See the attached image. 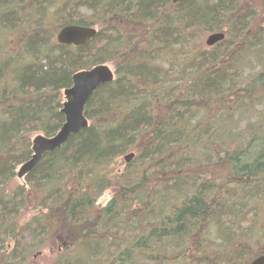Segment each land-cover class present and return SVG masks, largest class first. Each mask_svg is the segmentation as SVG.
I'll list each match as a JSON object with an SVG mask.
<instances>
[{"label":"trees","instance_id":"1","mask_svg":"<svg viewBox=\"0 0 264 264\" xmlns=\"http://www.w3.org/2000/svg\"><path fill=\"white\" fill-rule=\"evenodd\" d=\"M68 24L97 32L57 43ZM213 32L224 38L204 45ZM107 62L88 126L6 189L32 135L64 122L73 74ZM60 243L51 264L264 254V0H0V264Z\"/></svg>","mask_w":264,"mask_h":264},{"label":"water","instance_id":"2","mask_svg":"<svg viewBox=\"0 0 264 264\" xmlns=\"http://www.w3.org/2000/svg\"><path fill=\"white\" fill-rule=\"evenodd\" d=\"M171 1L176 3L179 0ZM96 32L97 29L94 26L68 24L57 31L55 39L59 44L81 46L86 44ZM223 38L222 32H213L205 38V44L211 46ZM113 78L114 72L106 63L97 64L73 74L71 86L63 90V102L60 111L64 115V122L51 136L40 133L34 135L31 140L32 154L17 169L16 176L19 179H22L33 168L43 154L61 147L70 135L88 126V120L84 115V108L88 99L100 85L111 82ZM133 157L134 153L129 152L123 158L125 163H129ZM248 264H264V254L254 257Z\"/></svg>","mask_w":264,"mask_h":264},{"label":"rangeland","instance_id":"3","mask_svg":"<svg viewBox=\"0 0 264 264\" xmlns=\"http://www.w3.org/2000/svg\"><path fill=\"white\" fill-rule=\"evenodd\" d=\"M208 34L205 33L203 35V44L205 45V38ZM106 64H108L112 70H114V66L111 62H107ZM63 95V93H62ZM35 134L32 135V138L34 137ZM31 138V139H32ZM133 152V151H132ZM129 153V152H128ZM127 154V153H126ZM124 157V156H123ZM120 158L117 160L115 167L118 169L123 168V163H125L124 158ZM123 161V163H122ZM19 166L16 167L15 171L17 172ZM23 182V178L19 179L17 176L14 177L13 181H11L9 184H6V189H8L9 187H13L15 184H22ZM110 197V192L107 191L105 192L98 200V202H105L108 198ZM36 211L33 210L30 206L26 207L25 209L20 210L19 212V216H18V221L21 222H25L27 220L30 219V217L35 214ZM12 243H6L5 246L7 247V249L9 250V248L11 247ZM61 245L63 244H57L55 249H52L51 247L48 246V244H45L44 246L37 248L33 251L31 259H30V263L29 264H51L52 261L55 259V255H56V249H60ZM6 249V250H7Z\"/></svg>","mask_w":264,"mask_h":264},{"label":"bare ground","instance_id":"4","mask_svg":"<svg viewBox=\"0 0 264 264\" xmlns=\"http://www.w3.org/2000/svg\"><path fill=\"white\" fill-rule=\"evenodd\" d=\"M87 104V103H86ZM256 257V256H255Z\"/></svg>","mask_w":264,"mask_h":264}]
</instances>
